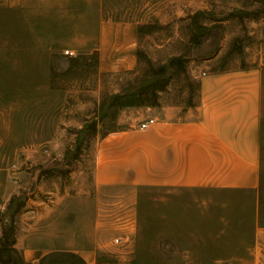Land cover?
Listing matches in <instances>:
<instances>
[{
	"label": "rangeland",
	"instance_id": "rangeland-1",
	"mask_svg": "<svg viewBox=\"0 0 264 264\" xmlns=\"http://www.w3.org/2000/svg\"><path fill=\"white\" fill-rule=\"evenodd\" d=\"M18 17L14 50L0 30V170L19 181L8 200L0 176V264L76 240H110L149 264H264L251 253L264 248V70L257 193L142 187L124 206L92 185L97 138L116 127L112 95L187 100L191 62L211 55L215 68L264 66V0H23ZM100 21L133 24L131 69L100 70Z\"/></svg>",
	"mask_w": 264,
	"mask_h": 264
},
{
	"label": "crops",
	"instance_id": "crops-1",
	"mask_svg": "<svg viewBox=\"0 0 264 264\" xmlns=\"http://www.w3.org/2000/svg\"><path fill=\"white\" fill-rule=\"evenodd\" d=\"M22 2L0 0V30L6 28L12 35V42L3 44L5 48H15ZM133 32L130 22L100 21V70L132 68L136 62ZM217 56L191 62L188 72L195 79L196 90L187 100L167 101L165 91H158L153 104L118 109L116 127L96 141L92 185L97 191L120 193L124 206L135 203L142 187L258 192L264 66L261 60H254L244 66L215 68ZM149 117L155 122L139 129L138 123ZM0 176L2 198L8 193L6 199L11 200L19 181L11 179L15 174L9 168L0 170ZM100 219L107 220L96 217L95 224ZM262 229L255 228L256 242ZM110 242L100 245L76 240L40 252L37 246H30L26 251L30 264H149L134 262L130 251L114 249ZM251 253L257 262L264 256V248L253 247Z\"/></svg>",
	"mask_w": 264,
	"mask_h": 264
},
{
	"label": "trees",
	"instance_id": "trees-1",
	"mask_svg": "<svg viewBox=\"0 0 264 264\" xmlns=\"http://www.w3.org/2000/svg\"><path fill=\"white\" fill-rule=\"evenodd\" d=\"M154 96V93H151ZM141 96H143V91H128L123 94H115L111 97V105L115 109H119L126 106H139V105H147L153 103L144 102V99L140 100ZM4 243H7V238H5V233L2 236ZM9 244V243H8ZM14 244V239L11 241V245Z\"/></svg>",
	"mask_w": 264,
	"mask_h": 264
},
{
	"label": "built area",
	"instance_id": "built-area-1",
	"mask_svg": "<svg viewBox=\"0 0 264 264\" xmlns=\"http://www.w3.org/2000/svg\"><path fill=\"white\" fill-rule=\"evenodd\" d=\"M65 53H66V54H70V55L73 54V52H72V51H69V50H66ZM154 122H155V119L149 117V118H146V119H144V120H141V121L138 123L137 126H138L139 129H146V128H148L151 124H153ZM118 241H119V239L116 238V239H115V242H118Z\"/></svg>",
	"mask_w": 264,
	"mask_h": 264
}]
</instances>
